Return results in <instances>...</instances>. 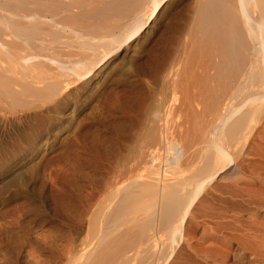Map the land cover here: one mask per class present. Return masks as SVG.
Here are the masks:
<instances>
[{
	"label": "bare ground",
	"instance_id": "bare-ground-1",
	"mask_svg": "<svg viewBox=\"0 0 264 264\" xmlns=\"http://www.w3.org/2000/svg\"><path fill=\"white\" fill-rule=\"evenodd\" d=\"M179 1L0 0L2 124L53 103L57 140L116 56L149 76L108 94L127 151L88 196L72 264H188L191 248L193 264H264V0H185L173 20Z\"/></svg>",
	"mask_w": 264,
	"mask_h": 264
},
{
	"label": "rangeland",
	"instance_id": "rangeland-1",
	"mask_svg": "<svg viewBox=\"0 0 264 264\" xmlns=\"http://www.w3.org/2000/svg\"><path fill=\"white\" fill-rule=\"evenodd\" d=\"M184 2L185 0L179 1L170 9L174 14L171 15V19L176 18ZM147 45L143 48L144 50L141 49L143 53L140 64L149 55L150 50L148 51ZM152 47L161 48V42L156 40ZM63 50L67 52L68 49ZM74 50L73 53H75ZM61 53L65 59L68 56L73 58L79 56L77 51L74 56L71 52ZM123 58L125 57L121 55L114 58L113 66L116 63L121 67L114 70L108 82L98 88L95 94L93 93L94 96L73 119H70L71 122L67 121V126L62 127L63 131L59 137H56L57 140L52 135L55 128L54 122L58 118L54 108L51 107L53 103L44 104L43 112L36 111L40 116L38 113H31L36 116L30 114V118L25 117L26 119H22L20 123L3 122L2 124L0 121V264H66L65 260L67 264H72L73 259L70 256L72 257L82 246L84 240L91 238L90 233V236L85 234L81 222V219L86 217L85 209L89 202L87 199L90 200L92 194H96L97 189L101 188L100 185L107 177V172L118 166L114 165L117 161L119 164L126 154L128 145L127 138L118 133L117 126L124 119L121 118L118 110H111L114 108L109 106L110 94L118 93L120 89L122 91L123 87L127 88L131 80L139 84L142 80L149 78L148 75V77L145 76L146 74L142 75L134 68L138 62L133 57ZM132 68L135 71H132ZM135 76L139 78L136 79ZM60 105L59 108L65 111L67 107L63 106L64 102ZM32 116L35 117L33 121ZM58 120L60 127L63 126L62 122L66 121L61 118ZM12 123L14 125H10ZM255 159L257 160L252 159V161L260 162L258 158ZM233 174L232 169L226 174L228 179L224 175V182L235 178L236 175ZM207 214L208 218L210 215ZM208 219L204 218L206 225L211 222V219ZM193 223L194 221H190L187 227L189 226L191 230L199 234L200 226L198 228ZM160 234L161 239L163 236L165 238L164 234ZM84 235L87 239H84ZM44 242L46 244H43ZM64 243L68 248L63 247ZM189 254L191 256L190 258L187 256L188 264L194 263L192 248L186 250V255ZM172 259L173 256L163 264H170Z\"/></svg>",
	"mask_w": 264,
	"mask_h": 264
}]
</instances>
